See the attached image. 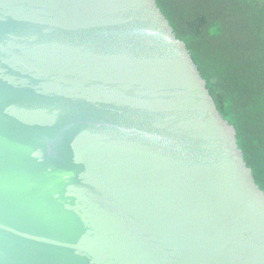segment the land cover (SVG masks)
<instances>
[{
  "label": "water",
  "instance_id": "water-1",
  "mask_svg": "<svg viewBox=\"0 0 264 264\" xmlns=\"http://www.w3.org/2000/svg\"><path fill=\"white\" fill-rule=\"evenodd\" d=\"M0 264H264V190L156 0H0Z\"/></svg>",
  "mask_w": 264,
  "mask_h": 264
},
{
  "label": "trees",
  "instance_id": "trees-1",
  "mask_svg": "<svg viewBox=\"0 0 264 264\" xmlns=\"http://www.w3.org/2000/svg\"><path fill=\"white\" fill-rule=\"evenodd\" d=\"M264 190V0H156Z\"/></svg>",
  "mask_w": 264,
  "mask_h": 264
}]
</instances>
